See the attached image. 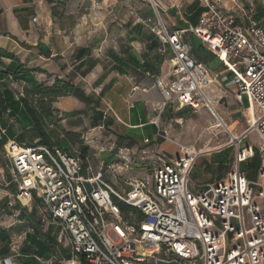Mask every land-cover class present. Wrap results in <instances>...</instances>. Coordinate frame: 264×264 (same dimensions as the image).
I'll return each mask as SVG.
<instances>
[{
  "label": "built area",
  "instance_id": "2783aa9c",
  "mask_svg": "<svg viewBox=\"0 0 264 264\" xmlns=\"http://www.w3.org/2000/svg\"><path fill=\"white\" fill-rule=\"evenodd\" d=\"M153 16L143 21L156 36L164 54L172 56L166 77L154 86L165 105L207 109L235 144L233 165L218 181L189 187L200 152L178 145L177 157L148 156L151 178L126 179L128 189L116 190L93 173L79 155L57 147H28L14 139L3 144L12 180L20 196L37 198L52 222L67 236L72 255L59 264H264V18L256 20L254 0H229L243 4L239 15L222 0H199L203 7L196 26L170 30L162 19L158 0H148ZM264 8V0H259ZM191 33L231 74L239 101L247 100L257 117L234 136L215 108L207 87L222 73H213L195 59L184 35ZM222 71V72H223ZM19 92L17 99L23 97ZM0 123V133L5 134ZM259 146L244 144L251 133ZM161 138L166 139L164 135ZM119 154L122 169L130 168L132 154ZM259 156L256 180L240 166ZM147 151L141 152L143 161ZM121 167L108 165L112 175ZM118 203L142 214L137 222L125 219ZM249 217V228L244 215ZM50 263V262H49ZM1 264H13L8 258ZM47 264V262H46Z\"/></svg>",
  "mask_w": 264,
  "mask_h": 264
},
{
  "label": "crops",
  "instance_id": "0c3cea01",
  "mask_svg": "<svg viewBox=\"0 0 264 264\" xmlns=\"http://www.w3.org/2000/svg\"><path fill=\"white\" fill-rule=\"evenodd\" d=\"M222 1L235 15L245 6ZM158 2L162 19L170 30L196 26L203 11L199 0ZM144 6V2L136 4L135 0H0V50L8 54L0 56V123L6 131L0 133V264L6 258L13 264H59L51 260H67L72 255L67 236L48 213V226L45 230L38 228L39 220L28 206L30 201L41 204L40 200L33 198L24 204L16 197L18 188L2 144L29 131L33 124L32 115L16 97L19 92L30 94L38 87H52L56 80L73 86V93L57 97L48 107L52 112L46 118H59L57 127H49V131L52 128L56 143L79 155L93 173L102 171L104 180L116 190L128 189L124 180L138 179L134 172H138L140 164H148V156L179 155L180 143L171 133L182 126L183 118H214L207 109L193 112L188 107L164 104L154 80L167 76L172 52L168 46L164 54L158 52L160 44L156 36L143 23L154 17L153 11L151 6L147 9ZM255 6L254 18L263 19L260 1ZM119 7L125 9L119 11ZM122 10L125 11L120 14ZM258 12L262 13L259 19ZM184 39L195 59L199 58L211 71L222 67L198 38L186 33ZM222 71H212L222 74L207 87V93L215 100L216 111L231 133L238 136L258 112L248 106L245 98L237 99L236 87L228 83L231 74ZM105 126L113 132L109 143L115 148L112 154L101 143L93 146L79 143L83 131L89 138L102 134ZM200 128L205 130L204 125ZM222 150L212 152L206 158L207 165L217 166L216 157ZM118 151L132 154L130 168L122 169ZM142 151L148 152L143 161ZM111 164L121 167L119 174L112 175L106 170ZM51 227L58 228L56 236ZM64 236L66 243L60 247ZM52 242L55 248L60 247V258L49 255ZM39 243L47 249L42 250ZM68 248L69 256L64 257Z\"/></svg>",
  "mask_w": 264,
  "mask_h": 264
},
{
  "label": "rangeland",
  "instance_id": "374dc122",
  "mask_svg": "<svg viewBox=\"0 0 264 264\" xmlns=\"http://www.w3.org/2000/svg\"><path fill=\"white\" fill-rule=\"evenodd\" d=\"M254 1L256 2V4L259 3L258 0H254ZM142 2H144L145 4L143 8L147 9L149 8L148 6H151L148 0H135L136 4L139 3L141 4ZM123 8L125 9V7H119V11L120 9ZM123 11L125 10H122L119 13L122 14ZM221 69H223V67L220 68L215 67L214 70L212 71L218 72ZM215 124H217L216 118H183L182 126H178L179 128H177L176 131L171 133V135L175 138L177 142L186 146H194L201 153L192 171L193 174H191L190 183H189L190 188L201 190L200 187L201 185L211 182L213 179L219 177L222 178L225 175V173L230 169V167L233 165V158L235 153L234 151L236 149V146L235 144H230V146L227 144L231 137L228 133L225 132L224 128H219V129L211 128ZM201 125H204L206 131L203 128H200ZM83 133H84L83 139L80 140L79 143L87 144L89 146H93L98 143H101L102 147L110 149L111 151L109 152L110 154L114 152L113 150H115V148L109 146L110 138L113 133L111 128L105 126L103 129H101L102 134L98 133V135H91L89 136V138H87L85 131H83ZM248 141L252 142L255 146H259L260 144L259 138L253 132H251L247 136V139L246 140L244 139L242 143ZM35 143L36 142L33 141L31 142L32 145H34ZM175 150L176 148L175 149L173 148L172 152H174L175 153L174 155L177 156L178 153ZM218 150H222L220 154L216 157L218 165L217 166L207 165L206 158H209L212 152ZM204 165H206L205 168H203ZM258 166H259V157L243 163L240 166V169L242 171L247 172L248 174L247 177L249 179L256 180ZM148 169H149V163L148 164L144 163L142 165L140 164V167L137 168L138 172H134V175H139L138 178H143L145 176L147 178H151L152 172L151 170ZM204 178H206V180ZM207 178H209V180H207ZM5 180L7 179L5 178ZM28 207L31 210V212L35 215L37 220H39L38 228L40 230L43 229L45 230V228L49 224L47 220L48 216L45 208L39 202H31V201H30V206ZM129 218L131 221L133 220L132 217L129 216ZM244 219L247 222L246 227L249 228L250 224H249L248 215L245 214ZM50 231L53 232V234L56 236L58 232V228L51 227ZM65 239L66 237L64 236L62 242L59 244L60 247L65 242ZM52 245L50 246V251L48 252L49 255H56V257L60 258L59 256L60 247L55 248L54 245L53 246ZM69 251L70 250L68 248L64 253V257L69 256Z\"/></svg>",
  "mask_w": 264,
  "mask_h": 264
},
{
  "label": "trees",
  "instance_id": "16d2710c",
  "mask_svg": "<svg viewBox=\"0 0 264 264\" xmlns=\"http://www.w3.org/2000/svg\"><path fill=\"white\" fill-rule=\"evenodd\" d=\"M259 17H262L261 12H258L256 15V18L259 19ZM208 53L209 55L213 56L210 52ZM6 55H8L6 52L0 50V56H6ZM73 91L74 88L69 83L56 80L52 87H46V88L38 87L35 89V91H33L30 94L23 92L24 96L20 97L19 100L32 115L31 119L33 124L29 131H24L18 134L17 136H14V138L12 139L28 147H47V148L57 147L63 152H69V151H65L63 147L59 146L56 143L55 138L52 136V133L50 132L52 128H50L49 131V127H55V128L57 127L56 123L58 122L59 118H46V117L49 116L50 113L52 112L51 110L49 111L48 108L51 102H53L57 97L71 94L73 93ZM34 139H37V141L34 145H32L31 142L34 141ZM5 142L6 140L3 142V144ZM257 157H259L258 154H255L253 159ZM118 205L125 219L130 220L129 216L132 217V219L137 220V222H139L142 219L141 212L136 210L135 208L124 205L122 203H118ZM39 246H41L40 243ZM40 248L42 250L47 249L46 247L43 246H41Z\"/></svg>",
  "mask_w": 264,
  "mask_h": 264
},
{
  "label": "bare ground",
  "instance_id": "6f19581e",
  "mask_svg": "<svg viewBox=\"0 0 264 264\" xmlns=\"http://www.w3.org/2000/svg\"><path fill=\"white\" fill-rule=\"evenodd\" d=\"M251 112H252V109H251ZM255 118L252 117V120L251 122L254 120ZM218 127H220V125L218 124V121H217V124H215L214 126H212L211 128L212 129H217ZM219 129V128H218ZM20 198L23 200L24 203L28 204L29 203V198L28 197H24V196H20ZM28 201V202H27Z\"/></svg>",
  "mask_w": 264,
  "mask_h": 264
}]
</instances>
